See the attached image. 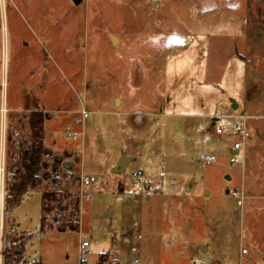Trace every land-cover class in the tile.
I'll use <instances>...</instances> for the list:
<instances>
[{"label": "rangeland", "instance_id": "rangeland-1", "mask_svg": "<svg viewBox=\"0 0 264 264\" xmlns=\"http://www.w3.org/2000/svg\"><path fill=\"white\" fill-rule=\"evenodd\" d=\"M0 14L6 169L33 111L63 161L0 214L4 236H28L27 262L80 264L86 241L85 264H264V137L230 162L239 117H264V0H3Z\"/></svg>", "mask_w": 264, "mask_h": 264}, {"label": "trees", "instance_id": "trees-1", "mask_svg": "<svg viewBox=\"0 0 264 264\" xmlns=\"http://www.w3.org/2000/svg\"><path fill=\"white\" fill-rule=\"evenodd\" d=\"M32 142L27 148L19 150L14 164L8 169L13 178L6 184L4 196V212L8 214L20 206L26 194L36 190L45 181L54 182V175L62 166V159L48 152L44 146L43 132L45 117L39 111H33L28 119ZM66 157H69L65 154ZM55 194L43 195L42 215H50L51 205L47 201H55ZM77 204V203H76ZM62 204H58L60 208ZM55 218V216H53ZM45 219L42 217V225ZM28 236H19L16 228L9 230L4 236L2 253L3 264H42L40 261L25 260ZM103 261L100 262L102 264Z\"/></svg>", "mask_w": 264, "mask_h": 264}, {"label": "built area", "instance_id": "built-area-1", "mask_svg": "<svg viewBox=\"0 0 264 264\" xmlns=\"http://www.w3.org/2000/svg\"><path fill=\"white\" fill-rule=\"evenodd\" d=\"M3 0H0V4H2ZM2 20L0 14V21ZM2 31H5L4 28ZM3 38H5L6 34H2ZM5 111V109H3ZM77 115L79 117L73 118L66 126L67 136L70 138L78 139L84 136V124L86 119L89 117L88 112L84 107L80 111H78ZM240 121L236 123L234 128L231 130L232 133L238 138L235 142L232 151H231V165H240L243 164V152L245 150V143L248 138H250L251 133L246 125V118L244 116L239 117ZM226 132L224 130H219V135H224ZM199 160L201 162H206L207 164H211L216 161L214 156H200ZM13 173H10L6 169V154L4 141L0 144V214L4 211V196L6 191V184L11 181L13 178ZM92 178L82 177V187L90 186L92 183ZM232 195L234 197H238V192H233ZM88 197V195H87ZM1 218V217H0ZM4 226L2 219L0 220V264H3L2 253L4 248ZM89 246V243L84 241L80 246L81 249V257L79 260L80 264H85L86 259L83 257L85 249ZM247 250L242 251V255H246Z\"/></svg>", "mask_w": 264, "mask_h": 264}, {"label": "crops", "instance_id": "crops-1", "mask_svg": "<svg viewBox=\"0 0 264 264\" xmlns=\"http://www.w3.org/2000/svg\"><path fill=\"white\" fill-rule=\"evenodd\" d=\"M239 107V105L238 104H234V109H237ZM212 120H215L216 121V119H212ZM218 120V119H217ZM247 120V119H246ZM214 121V122H215ZM246 124H247V127H249L248 129H249V131L251 132L252 130L253 131H256V132H258V134L259 135H261L262 137H264V132H263V129H262V127H264V117H262L261 115H256V116H253V123H252V125H248V123H247V121H246ZM212 125H213V123H212ZM245 145H246V143H245ZM245 149H246V146H245ZM232 151V150H231ZM244 152H245V150H244ZM244 152H243V154H244ZM244 156V155H243ZM244 157H243V166H244ZM255 167H256V165H255ZM245 168L243 167V169H242V171H241V174L244 176L245 175ZM230 180H231V178H230ZM241 190H242V188H241ZM228 193V192H227ZM260 255V256H258V258L261 260V261H263L264 262V254L263 253H260L259 251H257V255ZM263 256V257H262ZM220 264H231V263H223V262H221L220 261Z\"/></svg>", "mask_w": 264, "mask_h": 264}, {"label": "water", "instance_id": "water-1", "mask_svg": "<svg viewBox=\"0 0 264 264\" xmlns=\"http://www.w3.org/2000/svg\"><path fill=\"white\" fill-rule=\"evenodd\" d=\"M77 1H81V0H76V2H77ZM114 42H115V41H114ZM126 164H127V163H126V160H121V161L118 163V165L116 166L114 172H115L116 174H119V173L123 172V171L125 170V166H126ZM226 179L230 180V176H227ZM258 256H260V255L258 254ZM262 257H263V256H262Z\"/></svg>", "mask_w": 264, "mask_h": 264}]
</instances>
